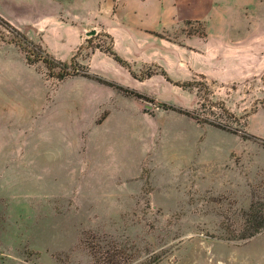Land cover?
<instances>
[{"label": "rangeland", "instance_id": "1", "mask_svg": "<svg viewBox=\"0 0 264 264\" xmlns=\"http://www.w3.org/2000/svg\"><path fill=\"white\" fill-rule=\"evenodd\" d=\"M0 18L1 95L35 94L7 117L22 164L0 195V264H264L245 215L264 212V0H0ZM23 45L105 77L87 63L100 52L143 96L90 114L49 95Z\"/></svg>", "mask_w": 264, "mask_h": 264}, {"label": "crops", "instance_id": "2", "mask_svg": "<svg viewBox=\"0 0 264 264\" xmlns=\"http://www.w3.org/2000/svg\"><path fill=\"white\" fill-rule=\"evenodd\" d=\"M191 2L193 3V0H191ZM62 25L71 27V25H67V23L62 20H55V22L52 24L50 23L49 26L56 28L57 30V27ZM47 27L43 29V37L49 48V44L46 41ZM99 53L100 52L91 53L87 63L90 66V70L97 71L106 77V73L102 69L95 68L93 65L94 59L98 57V55L100 56ZM110 67L113 66L110 65ZM19 82L20 84H23V82ZM15 84H12V86L15 87ZM2 91L4 92V89L3 87H0V195L8 192L6 183L10 180H13V195H16V166L22 164V156L21 153L17 152L15 143L8 139L9 121L11 122V119L8 121L7 117L13 116L19 109L21 115L24 114L25 116H28L32 104V96H35V94L32 93L29 95L30 89L28 87H25L22 90L23 96H2ZM49 93L50 96H62L67 100L72 99V102H77L81 105L83 104L81 106L82 109L85 105H88L90 114L93 115L101 114L104 109H107L109 114V107L112 105V97L110 96H126L119 93L113 87L78 75L67 76L61 80H56ZM101 96L109 97L107 100H103Z\"/></svg>", "mask_w": 264, "mask_h": 264}, {"label": "trees", "instance_id": "3", "mask_svg": "<svg viewBox=\"0 0 264 264\" xmlns=\"http://www.w3.org/2000/svg\"><path fill=\"white\" fill-rule=\"evenodd\" d=\"M1 21L2 18H0ZM16 34L22 39V42L25 44H30L31 46H36L34 42L27 39V37L19 32L18 30H14ZM18 43V42H17ZM19 44V43H18ZM20 46V44H19ZM22 50L25 52V58L28 64H33L34 62L41 61L45 64V67L48 70L47 75L53 76L57 80H61L69 75H81L90 79H93L102 84L108 85L110 87L115 88L116 90L122 92L125 95L136 96L142 98V94L132 91L123 85L116 83L115 81L107 80L100 77L97 74L90 73L87 69H81L79 64L76 61V55H72L69 61H64L53 57L48 51L44 52V54H34V57L31 59L30 55L34 53L33 50L27 49L26 45L21 46ZM103 52L110 55L116 62H118L121 66H124V61L121 59L113 50L107 49L103 50ZM59 68L58 71H54V68ZM180 113L191 116L193 118H197L192 116L187 110H182L179 108H172ZM245 134H243L244 136ZM246 218L250 221H253V229L254 232L259 231L264 228V212L260 209V207H256L254 203L250 205L248 210L245 212ZM251 235V234H249ZM243 238V237H242Z\"/></svg>", "mask_w": 264, "mask_h": 264}, {"label": "water", "instance_id": "4", "mask_svg": "<svg viewBox=\"0 0 264 264\" xmlns=\"http://www.w3.org/2000/svg\"><path fill=\"white\" fill-rule=\"evenodd\" d=\"M91 33H93V32H91Z\"/></svg>", "mask_w": 264, "mask_h": 264}]
</instances>
